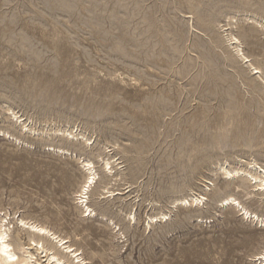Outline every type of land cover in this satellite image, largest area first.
I'll list each match as a JSON object with an SVG mask.
<instances>
[{
	"label": "rangeland",
	"instance_id": "rangeland-1",
	"mask_svg": "<svg viewBox=\"0 0 264 264\" xmlns=\"http://www.w3.org/2000/svg\"><path fill=\"white\" fill-rule=\"evenodd\" d=\"M263 20L264 0H0V220L58 237L18 258L264 264Z\"/></svg>",
	"mask_w": 264,
	"mask_h": 264
},
{
	"label": "bare ground",
	"instance_id": "bare-ground-1",
	"mask_svg": "<svg viewBox=\"0 0 264 264\" xmlns=\"http://www.w3.org/2000/svg\"><path fill=\"white\" fill-rule=\"evenodd\" d=\"M264 21V20H263ZM228 40L229 41H234V42H232V44H234V48H235V51L237 52V54L240 56V58L241 59H243V60H246L247 61V57L244 55V53L242 52V49L239 47V44H237L236 42H238L237 40H238V38L237 37H235L234 35H230L229 37H228ZM251 65V64H250ZM251 69L252 70H255L256 72L258 71V69H257V67H254V66H252L251 65ZM12 117H14L15 118V120L16 119H18L19 117L17 116V114H15L14 112H12ZM19 120V119H18ZM20 121V120H19ZM21 128H23V129H25V130H27L26 128H27V124H25L24 122L22 123V127ZM30 128H28V130H29ZM62 132L63 133H66V134H64V135H66V136H68V137H70L71 138V140H73L72 138H74V140H76V136H77V134H76V132H72L71 130L70 131H68V130H62ZM61 132V133H62ZM61 133H59V134H61ZM80 134V133H79ZM82 136H84V135H82ZM78 137H80V136H78ZM81 139V138H80ZM91 139V138H90ZM84 140L85 141H87L88 142V138H84ZM90 143V142H89ZM58 149V148H57ZM56 149V150H57ZM101 159H103L102 161L104 162V166H105V168H109V170H111V164L109 165V159H105L104 160V158H101ZM109 160V161H108ZM82 161V160H81ZM93 165L94 164H92L91 163V161H89V160H85V161H83V164H82V166L83 167H86V170H88L89 172V176H88V178H86V183H85V185L83 186V187H81V190H79V193H78V195H79V198L81 197H84V194H87L88 193V187L90 186V184L93 182V179H94V176L96 175H94V172H92V170H94V169H92V167H93ZM103 166V167H104ZM107 170V169H106ZM241 172V171H240ZM225 173L228 175V176H231L232 177V175H237L238 173H239V171L238 170H225ZM242 174H243V172H242ZM248 174H250V173H248ZM240 175V174H239ZM251 176H249V177H252L253 179H254V181L256 182V181H258V183L255 185V186H259V187H261L262 189H264V169H262L261 170V176H257L256 174H250ZM256 175V176H255ZM249 177H247L249 180H250V178ZM254 182V183H255ZM90 188V187H89ZM261 188H259V189H261ZM261 189V190H262ZM86 191H87V193H86ZM113 193V192H112ZM111 195V194H110ZM113 195V194H112ZM87 198V197H86ZM227 198V197H226ZM233 198V197H232ZM231 198V199H232ZM83 199H85V198H83ZM229 199V198H228ZM230 199V200H231ZM201 200H202V197L201 196H195V195H191L190 197H183V198H180V199H178L177 200V202L179 203V204H181V205H189V204H191V205H195V204H199L200 202H201ZM225 200H227V199H225ZM224 200V201H225ZM231 202V201H230ZM229 203V202H228ZM230 204V203H229ZM85 208V207H84ZM88 209V206L86 207V209L85 210H87ZM245 209H243V211H244ZM247 211V210H246ZM245 212V211H244ZM90 213V212H89ZM249 213V212H248ZM247 215V214H246ZM253 215V214H252ZM160 216H162V218H164L166 215H164V214H160ZM253 216H255V215H253ZM251 217V216H250ZM256 218L257 219H259L257 216H256ZM0 219H3V218H1L0 217ZM149 219L150 220H156V218H154L153 216L151 217H149ZM166 219V218H165ZM4 220V219H3ZM259 221L262 223H264V219H259ZM20 222H22V224L23 225H27L26 226V232H27V241H28V244L27 245H35L36 246V249H37V247H39L40 248V251L42 250L43 252H45L46 250H52V248L50 247V248H44V244L42 243V241H41V235H42V237H43V235L44 234H46V235H44V236H47V235H49V236H51L52 238H58L56 235H55V233L54 232H51L48 228H46L43 224H37V223H35V221L34 222H26L25 220L23 221L22 219H20ZM150 222V221H149ZM21 224V223H20ZM261 225H263V224H261ZM9 226V225H8ZM8 230V228H6V224H4V223H2L1 222V220H0V264H35V262H33V261H31V259H33L32 258V254L31 253H25L26 251H24V253H23V255L21 256V258L19 259L18 258V256H17V253H16V251H21V250H27V248L29 247H25L24 245H23V243H20V242H15L14 244L13 243H11L10 241H9V238H8V233H7V230ZM22 231V230H21ZM19 234V233H18ZM18 237V240H20V237L19 236H17ZM48 237V236H47ZM60 238V237H59ZM61 239V238H60ZM60 239H59V241H60ZM55 240V239H54ZM58 241V242H59ZM57 243V242H56ZM33 247V246H32ZM66 247V251L68 252V251H70L69 249H70V246H65ZM64 250V249H63ZM72 251V250H71ZM28 252V251H27ZM47 252V251H46ZM262 252H263V250H262ZM49 253V252H48ZM73 253H74V251H73ZM261 254V256L262 257H264V252L263 253H260ZM34 255V254H33ZM62 255V254H61ZM59 256V255H57L56 253H51V255H46V257H47V261L50 263V261H53V263L54 264H65L64 262L62 263L61 261H63L62 260V258H63V256ZM65 256V255H64ZM79 257V256H78ZM67 258V257H66ZM71 258V257H70ZM69 258V259H70ZM46 259V258H45ZM64 259V258H63ZM72 260H74L73 258H72ZM67 261V260H66ZM69 261V260H68ZM52 263V264H53ZM72 263V262H71ZM75 263V262H74ZM67 264V263H66Z\"/></svg>",
	"mask_w": 264,
	"mask_h": 264
}]
</instances>
